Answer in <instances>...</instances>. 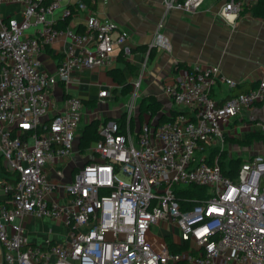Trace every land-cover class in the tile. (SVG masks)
Returning <instances> with one entry per match:
<instances>
[{"label": "built area", "instance_id": "1", "mask_svg": "<svg viewBox=\"0 0 264 264\" xmlns=\"http://www.w3.org/2000/svg\"><path fill=\"white\" fill-rule=\"evenodd\" d=\"M204 1L164 0L167 9L189 13ZM7 3L21 4L22 17L0 14V158L15 178L0 179V189L10 195L0 204L3 264H264V156L244 161L233 179L207 151L223 150L225 125L264 100V80L220 104L210 93L218 67L181 69L164 86L178 113L155 126L158 116L148 112L133 126L140 107L137 81L124 107L125 123L101 122L91 144L93 158L65 181L85 106L80 96L68 95L60 107L52 90L59 82L68 84L77 68L111 64L117 47L129 57L130 37L84 0L73 6L63 0H0ZM245 3L227 0L221 14H239ZM75 10L88 12L83 33L56 22L57 11L66 19ZM61 39L74 45L48 72L39 55ZM157 42L169 48L163 35ZM224 81L236 86L232 79ZM110 94L109 89L99 93ZM257 124L264 133V122ZM48 168L61 181L49 177ZM190 185L208 186L212 193L192 204L179 196ZM26 215L60 220L70 235L30 244ZM159 225L172 243L188 247L172 252L165 237L153 231Z\"/></svg>", "mask_w": 264, "mask_h": 264}, {"label": "crops", "instance_id": "2", "mask_svg": "<svg viewBox=\"0 0 264 264\" xmlns=\"http://www.w3.org/2000/svg\"><path fill=\"white\" fill-rule=\"evenodd\" d=\"M75 1L63 0V3L73 6ZM226 1L205 0L201 8L189 13L167 9L164 0H95L96 7L91 10L102 18L114 21L120 30L129 35L132 52L125 58L117 47L111 64L75 69L68 84L59 82L54 86V98L61 107L68 95L80 96L84 103L89 102L84 104V114L88 112V106L92 107V103L96 102L99 105L93 113L96 118L120 121L124 107L132 96L134 83L141 81L138 103L145 98L157 99L162 103V112L171 115L177 111V106L164 93L166 82L181 74V69L197 64L218 67L210 93L220 104L233 94L255 88L264 80V16L254 15L249 10L250 5L258 0H244L246 3L242 12L226 18L221 14ZM21 10L19 3L0 5V14L6 18L20 19ZM87 13L86 10H75L71 17L65 19L57 11L55 19L77 31H84ZM160 34L167 39L169 48L157 42ZM73 45L72 40L61 39L47 46L39 55L42 67L54 72ZM114 68L124 73V84L129 83L131 91L123 93L124 84H118L109 73ZM226 78L236 81V86H229L224 81ZM116 88L117 92H114ZM104 89H109L111 94L100 97L99 93ZM258 122H264V100L245 107L225 125V148L229 158L245 161L257 154L264 156V133ZM79 145L77 136L73 154L65 166V181L74 177L84 161L93 158V154L84 155ZM6 173L4 160L0 158V179L6 178ZM48 174L53 179H62L52 168H48ZM9 197L6 191L0 189V204L7 203ZM23 224L30 244H42L47 239L60 242L70 235L69 226L48 217L26 215ZM155 227L158 234L164 236L169 244L172 243L164 225ZM3 251L0 244V264H3Z\"/></svg>", "mask_w": 264, "mask_h": 264}, {"label": "trees", "instance_id": "3", "mask_svg": "<svg viewBox=\"0 0 264 264\" xmlns=\"http://www.w3.org/2000/svg\"><path fill=\"white\" fill-rule=\"evenodd\" d=\"M84 1L92 9H94L96 7L95 0H84ZM249 10H251L254 15L264 16V0H258V2L253 3L252 5H250ZM59 26L66 27L67 25L59 23ZM78 31L82 32V33L84 32V31H80V30H78ZM109 73H110V75L113 76L114 80L118 84H124L126 78H125L124 73L120 69H118V68L110 69ZM130 86L131 85L129 83L124 84L123 88H122L123 93H127V92L131 91ZM114 92H117V88L114 89ZM240 92H244V91H240ZM85 103H86V105H88L89 102H85ZM96 105H97L96 102L92 103V106H96ZM178 111L179 110L177 109V111L172 112L171 115H167L166 113H163V116L160 119V122L171 120L178 113ZM148 112H150L151 116H153V117L158 115L160 112H162V103L157 99H151V98H145L144 100H142L140 103V107H139V111H138L137 115L132 118V121H131L132 125L135 126L137 121L140 124L143 123L144 114L148 113ZM125 119H126V115L123 114L120 121L122 123H125ZM103 121L105 122L108 120L103 119V118L102 119L96 118V119L91 120L89 123H87L85 125V127H84V129H83V131L79 137V140H80L79 146L83 152L90 147V144L92 141L97 140L99 138L98 129H99L100 123ZM77 133H79V130ZM207 151L210 154L211 160H213V158L215 156L219 157L221 169L225 175H227L233 179L237 178L239 170H240L241 165L244 162V160H242L241 158H238V159L229 158L228 151L226 150V148H224L222 150L219 147H210L209 149H207ZM4 179L9 180L11 182H15L14 176L8 170L6 173V178H4ZM211 193H212V191L208 186L190 185L188 188L181 190L179 192V196L183 197V198H190V199H192V201H194L192 204H195V203H199V202L206 200L211 195ZM169 247H170V250L172 252H175V251L179 252V251L186 249L188 247V245H186V244L185 245H177L175 243H170ZM178 264H188V263L186 261H182V262H179Z\"/></svg>", "mask_w": 264, "mask_h": 264}, {"label": "rangeland", "instance_id": "4", "mask_svg": "<svg viewBox=\"0 0 264 264\" xmlns=\"http://www.w3.org/2000/svg\"><path fill=\"white\" fill-rule=\"evenodd\" d=\"M95 107L97 108V110L99 109V105H96V106H94V107H93V106H92V107H89V106H88L89 110H88V112H85V114H84V118H83V121H82V124H81L80 129H79V133H77L78 138L80 137V135H81V133H82V131H83L85 125H86L87 123H89L92 119H95V118H96V117L93 115ZM161 114H162V112H160L157 116H160ZM100 119H102V118H100ZM224 148H225V146H224ZM84 153H85L84 155H90V154H92V152H91V148L89 147L87 150L84 151ZM241 159H242V158H241ZM242 160H243V159H242ZM153 231L156 232V231H157V227H154V228H153ZM176 235H177V234H176Z\"/></svg>", "mask_w": 264, "mask_h": 264}, {"label": "water", "instance_id": "5", "mask_svg": "<svg viewBox=\"0 0 264 264\" xmlns=\"http://www.w3.org/2000/svg\"><path fill=\"white\" fill-rule=\"evenodd\" d=\"M162 116H163V112L160 116L157 117V122L155 126H157L160 123V119L162 118Z\"/></svg>", "mask_w": 264, "mask_h": 264}]
</instances>
